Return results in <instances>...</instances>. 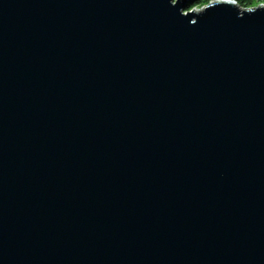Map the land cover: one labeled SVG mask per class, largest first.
<instances>
[{
    "label": "water",
    "instance_id": "water-1",
    "mask_svg": "<svg viewBox=\"0 0 264 264\" xmlns=\"http://www.w3.org/2000/svg\"><path fill=\"white\" fill-rule=\"evenodd\" d=\"M193 5L0 0V264H264V5Z\"/></svg>",
    "mask_w": 264,
    "mask_h": 264
},
{
    "label": "trees",
    "instance_id": "trees-1",
    "mask_svg": "<svg viewBox=\"0 0 264 264\" xmlns=\"http://www.w3.org/2000/svg\"><path fill=\"white\" fill-rule=\"evenodd\" d=\"M212 1L213 0H192V2H194L192 9L198 7H204ZM234 1L243 9H249L254 7L255 2H257L258 4H264V0H234Z\"/></svg>",
    "mask_w": 264,
    "mask_h": 264
},
{
    "label": "rangeland",
    "instance_id": "rangeland-1",
    "mask_svg": "<svg viewBox=\"0 0 264 264\" xmlns=\"http://www.w3.org/2000/svg\"><path fill=\"white\" fill-rule=\"evenodd\" d=\"M214 1V0H213ZM262 5H264V4H258L257 2H255V4H254V7H252V8H257V7H260V6H262ZM193 7V6H192ZM202 7H198V8H194V11L196 10V11H198L199 9H201ZM188 11H186V13H187Z\"/></svg>",
    "mask_w": 264,
    "mask_h": 264
}]
</instances>
